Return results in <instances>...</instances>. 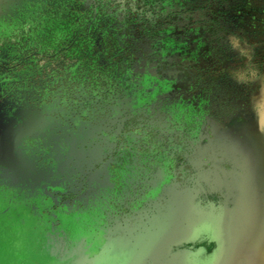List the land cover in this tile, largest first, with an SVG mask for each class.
<instances>
[{
    "label": "rangeland",
    "instance_id": "374dc122",
    "mask_svg": "<svg viewBox=\"0 0 264 264\" xmlns=\"http://www.w3.org/2000/svg\"><path fill=\"white\" fill-rule=\"evenodd\" d=\"M263 91L264 0H0L4 264H50L76 224L126 228L167 191L218 206L203 144ZM248 247L184 261L264 264Z\"/></svg>",
    "mask_w": 264,
    "mask_h": 264
},
{
    "label": "water",
    "instance_id": "95a60500",
    "mask_svg": "<svg viewBox=\"0 0 264 264\" xmlns=\"http://www.w3.org/2000/svg\"><path fill=\"white\" fill-rule=\"evenodd\" d=\"M259 96L264 98V91ZM261 117H264V100L257 113L246 122L247 126L240 119H235L236 123L231 125L241 130L246 127L241 132L245 137L228 138L230 147H226L230 158L221 162L225 169L218 163H213L212 169V163H207L201 173L203 185L220 196L218 206L200 204L188 190L167 191V199L156 203L153 213L140 214L126 228L116 227L93 235L85 225L79 228L76 224L64 247L52 252L50 264H186L183 261L188 256L215 259L217 256H209L208 245H213L215 254H225L223 250H230L232 246L221 245L225 240L222 231L227 230L226 225L233 218L239 201L248 198L245 193L250 187L245 178L238 185L231 184L229 178L236 173L249 175V183H253L256 174H264V133H257V125L264 119ZM218 138H208L204 146L212 148ZM236 150L240 152L231 153ZM229 166L237 172L232 173L227 169ZM227 173L231 174L227 176ZM5 248V244L0 243V264H4Z\"/></svg>",
    "mask_w": 264,
    "mask_h": 264
},
{
    "label": "bare ground",
    "instance_id": "6f19581e",
    "mask_svg": "<svg viewBox=\"0 0 264 264\" xmlns=\"http://www.w3.org/2000/svg\"><path fill=\"white\" fill-rule=\"evenodd\" d=\"M251 117L249 118V121L251 120ZM236 121L237 120H235L233 124H235ZM245 123H246V119L245 121H243V124ZM261 123L260 125H257V133H259V135L264 133V119L263 121H261ZM245 126H247V124H245ZM245 128L241 130V127L239 129L236 127L234 128V126L232 127L227 126L221 129L215 135H211V137H215V138L219 137L217 140H215V143H213L214 146H212V148L207 147L208 145L204 146L211 137H209V139H206V141L203 144V153H202V156L204 158L203 173L207 167V163H212V169H213V163H218L220 167L224 168L223 166H221L222 165L221 162H225L230 158L229 151L227 150V147H230L229 145H227V143L230 142L228 138L232 140L233 139L239 140L240 136L242 138L245 137V135L242 134ZM240 130L242 131V133ZM240 150H242V147L240 148ZM240 150L239 151L236 150L231 153L238 154ZM227 169L231 170L232 173L237 172L233 166H229L227 167ZM260 169L261 168H259L258 172L260 171ZM249 170L251 171V169ZM230 174L227 173V176H229ZM236 174L237 175H234L233 178L231 179L229 178V182H231V184L237 183L238 185L240 184L239 182L245 178L247 180L246 181L247 185L250 186L245 193L248 198L244 200L241 199L238 205L235 207L236 212L233 214V218L230 219L231 221L229 220L230 222L226 225L227 230L222 231V237L225 236V240L221 245H223L224 247L232 246V248H229L230 250L227 249L228 251L223 250V252H225V254L227 255L228 254L227 252L230 253L233 251H244L242 248V243L246 241L247 243L253 244L254 250L251 252L250 247H248L245 250V252L257 253L258 251L257 249H259L260 247L262 248L264 246V241L260 237V228L264 227V174L259 173V175L257 174L255 175L254 173L255 179L253 183H249L248 180L249 175L240 176L239 173ZM218 257H220V255H218ZM259 257H261L260 254ZM254 261H252V263H254ZM184 262L185 261H183V263Z\"/></svg>",
    "mask_w": 264,
    "mask_h": 264
},
{
    "label": "clouds",
    "instance_id": "9594fccd",
    "mask_svg": "<svg viewBox=\"0 0 264 264\" xmlns=\"http://www.w3.org/2000/svg\"><path fill=\"white\" fill-rule=\"evenodd\" d=\"M235 39H236L238 42H239V40H240L239 37H236ZM246 71H248V73H249V80H244V81L240 80V79H239V76L237 75V72H235V71L231 74L232 79H233L234 81H236L237 83H248V82H250L251 79H253V78H258L259 75H260L259 69H258V67L255 66V65L249 67L248 69H246Z\"/></svg>",
    "mask_w": 264,
    "mask_h": 264
},
{
    "label": "trees",
    "instance_id": "16d2710c",
    "mask_svg": "<svg viewBox=\"0 0 264 264\" xmlns=\"http://www.w3.org/2000/svg\"><path fill=\"white\" fill-rule=\"evenodd\" d=\"M5 230V229H4ZM6 234V233H5ZM5 236H7V234L5 235ZM4 238V236H3V228H0V243H6L7 242V240H4L3 239ZM6 246V245H5ZM4 263V262H3Z\"/></svg>",
    "mask_w": 264,
    "mask_h": 264
},
{
    "label": "flooded vegetation",
    "instance_id": "af4514ba",
    "mask_svg": "<svg viewBox=\"0 0 264 264\" xmlns=\"http://www.w3.org/2000/svg\"><path fill=\"white\" fill-rule=\"evenodd\" d=\"M253 109H254V113H253V114L255 115V114L257 113V112H256V109H257V108H256V107H253ZM235 119H237V118H235ZM235 119H234V120H235ZM240 120H241V119H240ZM242 120L245 121L244 119H242ZM233 122H234V121H232V124H231V125H233ZM205 141H206V140H205ZM196 161H197L196 163H198V159H197ZM198 164H200V163H198ZM201 170H202V169H201Z\"/></svg>",
    "mask_w": 264,
    "mask_h": 264
}]
</instances>
